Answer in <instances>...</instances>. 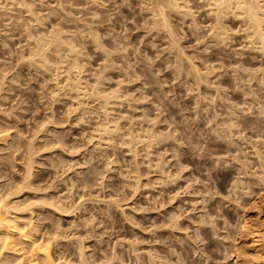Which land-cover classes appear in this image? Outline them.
Masks as SVG:
<instances>
[{"label":"clouds","instance_id":"1","mask_svg":"<svg viewBox=\"0 0 264 264\" xmlns=\"http://www.w3.org/2000/svg\"><path fill=\"white\" fill-rule=\"evenodd\" d=\"M0 264H264V0H0Z\"/></svg>","mask_w":264,"mask_h":264},{"label":"bare ground","instance_id":"2","mask_svg":"<svg viewBox=\"0 0 264 264\" xmlns=\"http://www.w3.org/2000/svg\"><path fill=\"white\" fill-rule=\"evenodd\" d=\"M250 214H253L254 215V212H252V210L250 209Z\"/></svg>","mask_w":264,"mask_h":264}]
</instances>
